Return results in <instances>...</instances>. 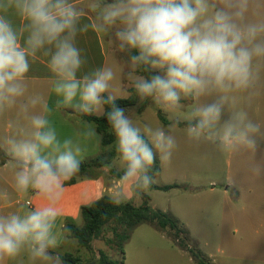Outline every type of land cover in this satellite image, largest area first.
I'll return each mask as SVG.
<instances>
[{
    "label": "clouds",
    "instance_id": "clouds-1",
    "mask_svg": "<svg viewBox=\"0 0 264 264\" xmlns=\"http://www.w3.org/2000/svg\"><path fill=\"white\" fill-rule=\"evenodd\" d=\"M255 0H0V119L11 115L0 152L15 168L18 192L45 203L23 214H0V264L26 254L29 264H64L57 247L58 205L66 182L79 172L87 142L82 132L61 139L53 111L100 115L114 136L122 179L145 188L157 155L169 160L176 146L168 126L137 123L117 104L134 93L166 112L193 102L186 135L221 152L256 150L264 129L247 104L259 95L264 72V17ZM89 15L91 18H89ZM105 36L116 63L89 67L77 37ZM43 58L51 73L55 107L29 88L30 61ZM130 86L127 95L119 88ZM247 102V103H245ZM264 169L257 168L260 172ZM64 231H69L64 226Z\"/></svg>",
    "mask_w": 264,
    "mask_h": 264
},
{
    "label": "rangeland",
    "instance_id": "rangeland-1",
    "mask_svg": "<svg viewBox=\"0 0 264 264\" xmlns=\"http://www.w3.org/2000/svg\"><path fill=\"white\" fill-rule=\"evenodd\" d=\"M255 3L259 5L258 11L264 17V0H255ZM102 37L105 38V47L112 49L108 39L105 36ZM115 63V54L109 55L108 64ZM119 88L127 95L130 86L125 81L119 85ZM182 105L183 107L179 111L173 113L164 111L150 101L141 112L134 108L129 109L131 111L128 112L134 122H148L153 127H164L166 131H168V126L173 121H181L178 127L171 131L175 137L176 146L170 159L162 161L158 154L161 163V173L155 179V184L171 183V185L176 187L168 191L150 190L148 186L137 188L123 181L121 176L119 178L121 187L117 190L118 195H110L109 193H103L102 187L113 183L103 178L102 186L96 183L100 187L97 189L96 194H92V197L89 198L79 199V203L87 206L100 197L109 195L119 203L130 202L140 206L143 204L145 197L149 196V205H155L157 208L176 217L181 222L183 229L186 230L191 245L198 247L213 264H264V257L260 254L261 248H259L258 242L254 239V232H250V237H244L246 234L242 230H237L238 227L232 219L223 220L222 192L226 187L225 183L228 177L234 175L236 170L235 161L232 159L234 152H221L215 146L207 143L208 151H206V154H201V145L194 142V151L190 148L191 146L186 145L182 141V138L187 136L185 117L193 105L190 100L182 101ZM159 110L169 121V124H164L159 118ZM66 111L64 110L65 114ZM82 124L85 125V123ZM80 131L82 132L83 130L80 129ZM97 134L98 138L94 139L95 142L93 141L91 146L87 147L86 145L82 161H90L101 157L103 153L114 151L115 157L107 168L122 172L114 143L107 148H103L100 145L101 136L99 133ZM92 171L90 172L91 176H93ZM91 176L79 182L82 183L86 179H93ZM179 176L186 182L173 184L176 181V177ZM211 181L215 183L210 185ZM192 185L199 187L200 190L203 189L200 187L201 185L206 190L213 188L214 192L207 193L203 200H195L190 196L192 193L188 192ZM71 210L70 221L81 225V208L79 206H71ZM128 234L129 238L123 246V255L115 247V243L109 244L107 242L110 239L115 240L110 230L105 231L100 239L92 242L91 250L81 247L75 239H65L64 237L65 242L58 253L61 256L71 253L75 257H79L83 264L92 262L100 264L98 260L100 253L113 260H121L123 257V264H195L190 254L181 249L171 238L169 229L162 230L155 224L143 223Z\"/></svg>",
    "mask_w": 264,
    "mask_h": 264
},
{
    "label": "crops",
    "instance_id": "crops-1",
    "mask_svg": "<svg viewBox=\"0 0 264 264\" xmlns=\"http://www.w3.org/2000/svg\"><path fill=\"white\" fill-rule=\"evenodd\" d=\"M89 18H91L90 15ZM104 41V37L91 31L77 37V46L82 49V55L89 61L85 70L89 67H100L104 64H108L109 55L114 53L112 49H107L105 47ZM30 64L31 69L28 73L30 78L28 82L30 90L45 96V98L48 99L49 106L54 108L56 101L59 98L51 91L52 76L46 66L45 60L43 58H38L36 61H30ZM262 77H264V72H262ZM190 102L193 105V102ZM64 110L69 111V115L65 114ZM247 110L250 119L260 124L261 128L264 129V78H262L259 87V95H257L250 104H247ZM11 118V115H9L6 118L0 119V137L12 132V129L8 124V120ZM50 120L56 127L57 133L61 139L81 132L80 129L84 130L85 128V125L82 123L87 122L79 113H73L71 109H60L59 111L54 110L50 116ZM93 141L94 139L87 142V147L91 146ZM182 141H184L186 145L191 146L190 148L194 151L193 144L195 141L190 140L187 136L183 137ZM195 143L201 145V154H206V151H208L207 142L200 141ZM101 157H103L108 163L103 167L93 169V176L89 174L87 177L78 178L77 182L72 185H65L62 200L58 205V243L57 247L53 250L56 253L59 252L65 242L63 228L65 223L70 221L72 216L71 206H79L80 208L86 206L83 205V203H79V199L89 198L92 197V194H96L97 189L100 188L96 183L101 185V182L104 181L103 178L112 181L113 183L109 186H103V193L118 195L117 190L121 187V182L119 181V178L112 173L111 169L107 168L111 160L115 157V152L111 151L103 153ZM232 159L235 161L236 170L234 175L228 177L225 183L226 187L222 192L223 220L232 219L234 224L238 227L237 230H242L243 233L246 234L244 237H250V232H254V239L258 242L259 248H261L260 254L264 257V170L260 172L256 171L257 168L264 169V140L259 142L258 147L254 151L243 150L234 152ZM90 176L93 177V179H86L82 183L79 182ZM180 182L186 181L179 176L176 177V181H174L173 184H179ZM214 183V181H211L210 185ZM156 185L167 186L171 185V183H161ZM200 187L203 189L200 190L199 187L192 185L188 191L192 193L190 196L195 200H203V197H205L207 193L214 192L213 188L206 190L203 185ZM44 203L45 201L37 193L31 190L28 192H18L16 190L15 168L13 167L10 158L5 156L3 152H0V214H6L8 212H18L23 214L26 210L40 207ZM151 207L159 209L155 205H152ZM5 264H29V260L26 254H21L14 260L5 261Z\"/></svg>",
    "mask_w": 264,
    "mask_h": 264
},
{
    "label": "trees",
    "instance_id": "trees-1",
    "mask_svg": "<svg viewBox=\"0 0 264 264\" xmlns=\"http://www.w3.org/2000/svg\"><path fill=\"white\" fill-rule=\"evenodd\" d=\"M117 104L120 107L129 110L131 108L141 112L150 100H146L143 105L137 107V98L132 93L129 98H117ZM66 111V114H69ZM80 116L87 122H92L96 126L97 132L101 135V145L108 147L114 143V136L111 134L106 120L102 116L83 115ZM158 116L164 124H169V121L163 116L162 112L158 111ZM108 162L103 157H97L90 161H82L80 172L71 180L66 182V185H72L77 182L78 178L89 176L91 170L103 167ZM112 173L121 178L122 172L111 170ZM161 173V163L157 155L155 164L151 167L150 175L156 179ZM176 187L175 185L158 186L155 183L148 186L150 190L168 191ZM149 196L145 197L142 205L136 206L130 202L119 203L108 195L102 196L90 205L81 208L82 224L77 225L74 222L68 221L64 226L69 231L63 233L65 239H75L77 243L84 248L91 250L92 242L100 239L104 232L110 230L114 235L112 239L107 240L109 244L115 243V247L124 254V243L129 238V232L143 223L155 224L159 229L171 231V238L177 245L187 251L195 264H213L208 257L196 246L191 245L190 238L185 229H183L181 222L174 216L166 213L160 209H155L149 205ZM64 264H83L79 257H75L71 253H66L61 256ZM100 264H123V257L121 260L109 259L105 254L100 253L98 259ZM90 264H94L93 262Z\"/></svg>",
    "mask_w": 264,
    "mask_h": 264
}]
</instances>
